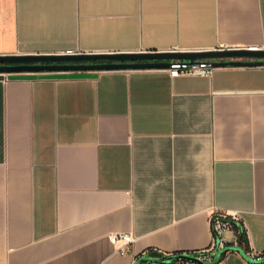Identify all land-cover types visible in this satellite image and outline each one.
I'll list each match as a JSON object with an SVG mask.
<instances>
[{"label": "crops", "instance_id": "0c3cea01", "mask_svg": "<svg viewBox=\"0 0 264 264\" xmlns=\"http://www.w3.org/2000/svg\"><path fill=\"white\" fill-rule=\"evenodd\" d=\"M250 47L264 0H0V55ZM216 210L264 252V66L0 75V264L209 260Z\"/></svg>", "mask_w": 264, "mask_h": 264}, {"label": "water", "instance_id": "95a60500", "mask_svg": "<svg viewBox=\"0 0 264 264\" xmlns=\"http://www.w3.org/2000/svg\"><path fill=\"white\" fill-rule=\"evenodd\" d=\"M207 60L212 66H264V49L249 50L247 48L187 51H135V52H90L77 54H10L0 55V75L18 73H61L90 72L137 69H169L174 61L194 63ZM240 252L248 261L251 260L240 244L226 246L216 252L212 260L204 259L197 253H182L162 256L145 254L134 264H168L176 261L199 264H217L222 255L228 251Z\"/></svg>", "mask_w": 264, "mask_h": 264}, {"label": "built area", "instance_id": "2783aa9c", "mask_svg": "<svg viewBox=\"0 0 264 264\" xmlns=\"http://www.w3.org/2000/svg\"><path fill=\"white\" fill-rule=\"evenodd\" d=\"M249 50H259L258 47H250ZM177 51L178 49H172ZM65 54L85 53L80 50H69ZM215 67L207 60H200L194 63L189 61H174L168 69L170 75L175 78L182 75H201L211 76ZM241 221L240 215L236 211L216 210L212 213L213 224V244L211 246L212 258L216 252L228 244L225 242L224 235L232 230L234 223ZM110 240L120 249L125 252L130 244L135 241L132 234L117 233L109 236ZM237 245V244H236ZM247 256L253 261H260L264 258V252H254L250 249L245 250ZM212 260V259H209Z\"/></svg>", "mask_w": 264, "mask_h": 264}, {"label": "trees", "instance_id": "16d2710c", "mask_svg": "<svg viewBox=\"0 0 264 264\" xmlns=\"http://www.w3.org/2000/svg\"><path fill=\"white\" fill-rule=\"evenodd\" d=\"M236 223H234V226L236 227ZM237 227H238V225H237ZM239 244L244 248V249H246V250H248L249 248H248V240H247V238H246V235L244 234V233H242V232H239ZM148 254H150V255H152V256H162L163 254L162 253H160V252H157V251H150V252H148ZM200 255H204V254H200ZM143 256V255H142ZM141 257V256H140ZM139 257V258H140ZM174 263H183L182 261H176V262H174ZM142 264H147V263H142Z\"/></svg>", "mask_w": 264, "mask_h": 264}, {"label": "rangeland", "instance_id": "374dc122", "mask_svg": "<svg viewBox=\"0 0 264 264\" xmlns=\"http://www.w3.org/2000/svg\"><path fill=\"white\" fill-rule=\"evenodd\" d=\"M62 73V72H61ZM65 73V72H64ZM39 74H42V73H39Z\"/></svg>", "mask_w": 264, "mask_h": 264}]
</instances>
